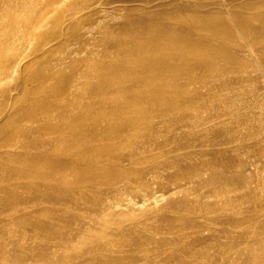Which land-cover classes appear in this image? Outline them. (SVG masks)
Here are the masks:
<instances>
[{
	"label": "bare ground",
	"instance_id": "bare-ground-1",
	"mask_svg": "<svg viewBox=\"0 0 264 264\" xmlns=\"http://www.w3.org/2000/svg\"><path fill=\"white\" fill-rule=\"evenodd\" d=\"M29 1L30 3L26 6V10L30 12V16L27 15L29 16L28 18L16 22L10 21L8 24L3 23V26L0 25V83L15 76L18 72V75L22 76L21 71L24 72L29 68L30 65L27 64L26 58L34 51L31 42L34 36V27L36 24L45 22L48 18L45 12L47 11L46 2H58L61 0ZM224 1L229 16L226 19L223 17L217 18L218 14L222 12L217 7L219 4H223L221 0H210L209 2L207 0H130L133 4L131 3L126 6L124 10L113 11L110 14L111 23L105 28L106 30L104 28L99 30L103 43H95L96 40L94 39L83 41L79 38H73L70 41L77 42L84 52H88L89 49H91L92 53L95 52L97 72L94 71V73L97 75L104 74L105 79L114 84L112 90L121 92L124 95L119 100L117 99L116 108L112 113V115L116 114L120 116L118 119L120 121L106 123L107 126L102 128V131L97 134L91 131L87 123L88 121H92L93 118H97V115L90 111L86 113L81 112V108L76 105V101L81 95V89L84 90L83 88H85L93 94L99 91L97 85L88 88L83 86L85 84H78L74 88L61 91L52 98L46 95V88L51 86L50 78L40 80L37 76H30V73L25 74V76L28 75L27 81H30L32 84L36 81V85L34 86L39 85L37 88L30 87L25 97L31 100L34 97L32 101L37 107L34 118L36 119L44 110V120L35 123L36 120L34 119H23L24 122L19 128L21 132L18 134L14 133L13 136L11 134V138L5 146H9L8 142L10 141L16 142L17 140L20 141L33 137L34 139H38L42 146L51 142L55 150L59 149L61 145L77 147L78 158H73L66 151L51 161L52 165L46 177L49 180H46L43 184L51 188L56 197L60 196L63 198L65 194L67 195L74 191H72L74 188L64 190L63 186H59L62 182L54 178V172L62 171L65 168L72 169L73 175L79 176L80 183L82 182L87 185L86 188L89 189V192L93 191L96 193L100 199L99 201H109L112 203V206L120 204L126 199L129 201V198L137 200L139 205L151 200L158 202L159 199L156 196L160 191L159 186L161 183L163 184V180L167 177L169 180L183 179L187 175L200 178V175L210 173L208 179L195 181L192 188L190 187L192 189L191 195L186 194L178 201H173L172 197L170 202H168L171 212L178 214L179 217L181 216L180 219L184 220L182 222H185V224L182 223L181 228L175 224L161 226V219L156 218L157 215L147 217L140 224H133L134 229H137V226L141 227L143 225L148 230H151V233H167L171 236L172 234H176V237H179V239L158 238L153 235H149L145 239L141 238L142 240L139 238L133 239V230L131 231V235L128 234L132 228L129 225L131 227L128 229L129 231L125 230V228H119L114 231L115 236L110 237L106 242L97 241L98 244L95 243L96 245H93L92 242L95 240H91L90 245L92 246L89 247L82 244L81 249L83 250L76 254V256L74 254L73 256H69L67 264H75L72 260L76 258L83 259L84 264H156L153 260L157 261V259L161 260V258L162 260L165 259V264H243L252 255L254 256L255 250L252 254L247 253V257L243 256L241 251L239 252L236 248L242 240H246L247 243L252 242L254 248L264 244L263 236L259 235L260 237H255L254 235L256 234L251 233L252 236L250 238V233L246 236L242 231L238 232L237 230L245 222L249 223L250 221H253V225L255 224L256 228H259L260 231L261 229L264 230V218L260 217L261 214L258 211H254L253 209L251 214L249 212L250 216L247 219L245 217L243 220L234 218L227 222L225 218L218 217V213H225L227 210L235 213L238 210L242 211L240 208V201L242 200L239 197L231 198L228 195L229 192L238 187L239 183L241 185L245 182L244 178H236L231 174L233 171H239L242 164L239 161L233 160L232 162H227L224 159L218 163L217 160L222 157L219 151L213 152L211 149L198 147V144L195 142L197 138L196 128L202 131L207 130V128H213L216 130L214 133H216L217 130L221 129V126L217 123L213 124L208 118H204L201 121V116H192V112H196L197 115H203V113H199L197 107L192 106L193 101L182 102L181 89L184 86L197 84L206 87L205 90L209 92L210 73L212 70L216 68L233 70L238 66L237 61L235 62L234 60L235 55L228 49L231 46L225 42V38L221 34V28H225L229 33H232L233 26L231 23H234L240 33L249 39V45L253 47L257 46L255 48L257 55L260 52H264V0ZM13 2L14 0H0V20L4 15L1 9L3 8L2 11L5 10V13L9 12ZM210 4L214 6L207 7ZM20 5L22 6L23 4ZM17 11L19 10L17 9ZM8 14L4 15L6 19ZM225 14L227 15V13ZM12 17L14 18L15 16ZM10 18L8 17L7 20H10ZM7 20L4 19V21ZM60 26L55 25V32L53 34L65 33L68 36L74 34V30H66L64 26L61 28ZM107 32H114L115 35L107 37ZM240 39L233 40L237 42L236 40ZM47 45L48 42H43V40L39 44L41 48H45ZM11 50H14V52L8 53ZM263 60H261L260 64L264 63ZM77 70H70L71 72L67 73L66 80L74 79ZM180 77L184 79V82H179ZM128 81L130 85L129 87H125L122 83ZM109 86L108 84L106 89ZM137 86H140V88L136 89ZM4 90H0V109L6 112L7 108H9L10 114L6 117L7 120L0 124V130L11 125V123L18 122L23 111V108L20 107L14 97L10 96L7 100H4L7 94ZM109 92L110 88L108 89ZM40 100L46 101L43 103L41 111L37 104V102L40 103ZM141 102H153L154 108L161 107L157 114L161 123H157L151 119L152 108H141ZM58 106H70L71 111L77 114V127L80 128V126L87 124L83 128L84 130L76 131L74 135L67 138H63L58 133L54 137H43V134L54 133L57 132L56 130H59V126L52 121L53 113L50 114L51 108L58 110L60 109ZM176 109H182L174 115L179 121V126L172 127L169 117L172 116L173 110ZM200 109L202 108L200 107ZM189 117L191 118L189 119ZM107 119H110V117ZM30 121L33 122L31 124L34 125L33 127H27ZM187 128H190V130ZM181 129H187L185 130L186 133L181 134L183 136L185 134L184 137L190 142L185 143L180 139L179 131ZM232 129H236V127ZM142 133L147 135V137H142ZM160 133H163L161 140L158 139ZM29 143L27 142V144ZM27 144L22 148V152L8 153V157L5 155L6 159L10 157V161H14L17 165L20 164V170L17 171L19 175L21 172L27 176L22 168L23 164L29 162L28 159H31L29 157L32 156ZM183 159L187 162V166L185 167L180 163ZM105 162H108V165H105ZM3 166L0 168L2 170L0 175L2 178L8 177L7 171H4L5 167ZM54 179L58 182H54ZM209 185L211 187H209L207 193L203 194L200 192L201 186H206L205 188H207ZM14 186H6L3 190L5 193H11L15 189ZM18 187L27 188L31 192L40 191L36 183L31 181H24ZM78 190L80 189L78 188ZM174 190L170 192H174ZM94 193H91L92 196ZM68 195L71 197L70 194ZM60 197L59 199L61 200L62 198ZM76 197H78V194ZM82 197L79 198L82 199ZM208 197L213 198V201L209 202ZM83 200L86 199L83 198ZM63 201L66 200L64 199ZM69 203L72 204V202ZM88 204L89 202L86 203V205ZM183 207L187 208L184 209ZM157 210L159 209H155V211ZM60 217L58 216V218ZM71 217L74 220V217ZM90 217H92V214ZM112 218L111 224L112 222L114 224L115 220L112 221ZM151 219H153L152 222H150ZM75 220L78 221V219ZM10 221L25 225L30 224L29 215L13 217ZM8 222V220H2L0 229H6L5 227H8ZM107 222H110V220ZM171 222H173V219ZM84 223L82 222V224ZM217 224L221 225L219 229L215 228ZM55 225L52 224V226ZM123 225L125 224L123 223ZM87 226H90L89 229L91 228V225ZM104 227L102 228L104 229ZM256 230H253V232L255 231L254 233H256ZM79 232L81 235H79L80 233L78 235L81 237L83 231ZM83 233L86 232L84 231ZM231 234L232 238H236L235 240L233 239L234 241L228 238ZM64 235L62 236L64 237ZM78 235L76 234V236ZM102 235L98 237H105V235ZM19 239L21 240V238ZM87 239L89 240L90 238ZM62 243L60 245H64ZM83 245L86 247H83ZM87 245L89 244L87 243ZM80 247L81 244L78 248ZM36 253L38 252H35V255L38 256L39 253ZM48 253L37 257L41 262L38 264H51V262L61 259L59 253L54 257H50L47 255ZM13 255L14 257L11 260L16 264H18L17 262L20 264H37L35 263L37 259L29 253L21 255L17 252ZM67 257L65 255V258ZM164 263L162 262V264ZM157 264L160 263L157 262ZM257 264L260 263L257 262Z\"/></svg>",
	"mask_w": 264,
	"mask_h": 264
},
{
	"label": "rangeland",
	"instance_id": "rangeland-1",
	"mask_svg": "<svg viewBox=\"0 0 264 264\" xmlns=\"http://www.w3.org/2000/svg\"><path fill=\"white\" fill-rule=\"evenodd\" d=\"M207 1L209 2L210 0ZM221 2L223 4H219L217 7H219L222 12L218 14L219 16L217 18H229L226 8L227 6L224 5L225 1L221 0ZM29 3V0H14L11 6V10L9 12L6 11L7 13L4 12L5 10L2 11V8L1 12H3L4 15L9 13L7 16L11 18L10 20H7L8 17L6 19V15H3V17L1 18L2 21L0 20V25L3 26V23L8 24L10 23V21L16 22L28 18L30 16V12L26 10V6ZM131 3L133 4V2H130V0H61L58 2H46L45 6L47 7V11L45 12L47 14H44L48 15V18L45 22L36 24L34 27V36L31 41L32 47H34V51L30 54V56L26 58L27 64L30 65L29 68L24 72L21 71L22 76L20 74L18 75V72L15 76H12L0 83V90H7H4L5 93H7L4 100H7L10 96L14 97L20 107L23 108L22 115L19 117L18 122L13 124L11 123V125L0 130V168L4 165V171H7L8 174V177L4 178H2L0 175V223L4 219L9 221L7 224L8 227H5L6 229H0V264H16L11 259H13L14 257L13 254L17 252L21 255L29 253L37 260L39 259L37 257L44 253L49 252L47 255H49L50 257H54L59 253L61 255V259L53 261L51 262V264H67L69 256H73V254L76 256V254L83 250L81 249L82 244H85L87 247H89L92 246L90 245L91 240H95L94 242H92L93 245L95 243L98 244L97 241L106 242L108 239H110V237L115 236L114 231L119 228H125V230H128L132 227L130 231L128 230V234L131 235V233L133 232V239H145L149 235H153L154 237L158 238L166 237L167 239H179V237H176V234H172L171 236L167 233H151V230H148L147 227H144L142 224L141 227L137 226V229H134L133 224H140L141 222H144L147 217L157 215L156 218L158 217V219H161V226H166V224H175L178 225V227L180 226L179 228H181L182 223L185 224V222H182L184 220L182 218L180 219L181 216L179 217L178 214L171 212L168 202H170V199H172V197L173 201H178L181 200L186 194L191 195V188L194 185L195 181L197 182V180L201 181L203 179H208L210 176L209 172L200 175V178H194L193 176L187 175L186 177L184 176L183 179L177 178L175 180H169L167 177L163 180V184L161 183L159 186L160 191L156 196V198L159 199L158 202H156L155 200H151L149 202H146L145 204L141 203L139 205V202L137 200H131L129 198V201L128 199H126L123 200V202H121L120 204H116V202L113 201L116 205L112 206V203H110L109 201H99L100 199L96 195V193H94L93 191L89 192V189L86 188L87 185L82 182L80 183V177L73 175L72 169L65 168L62 171L54 172V178H57L58 180H60L59 182H62L59 186H63L64 190L67 188H74L72 189V191H76L68 193L72 198L68 194H65L63 198L59 196L63 200L65 199L67 201L66 202L61 199L63 201L62 202L59 197H56L54 195V191L43 183H45L46 180H49L46 177L48 176L50 166L52 165L51 161L66 151L73 158H78L77 147L72 145H65L67 146L65 147L61 145L59 149L55 150L51 142H48L46 145L42 146L39 143V140L34 139L33 137V140L32 138L28 137L26 139L23 138L24 140H17L16 142L10 141L8 142L9 146H5L7 141L11 138V134L13 136L14 133L18 134L19 132H21V129L19 128L24 122L23 119H34L36 120L35 123H38V121L42 122L44 120V110L40 115L36 117V119L34 118L37 108L32 101L34 97L32 98V100L25 97V94L30 87H39V85L34 86L36 85V81L33 82V84L30 81H27L28 75L25 76V74L29 73L30 76H37L40 78V80H44L47 78L51 79V86H49V88H46V95H49V97L52 98L61 91L69 88H74L78 84H85L83 86L88 88L92 87L93 85H97L99 89L97 93L92 94L85 88H83L84 90L81 89V95L76 101V105L81 108V112L86 113L90 111L93 112V114L97 115V118H93L92 121L87 122L88 127L96 134L101 132L102 128H105L107 126L106 123L120 121L118 120L120 116H117L116 114L112 115V113L116 108L117 99L119 100V98L123 97L124 95H122L121 92L112 90L114 84L105 79L104 74L97 75L94 73V71L97 70L95 63V52L92 53L91 49H89L88 52H84L77 42L70 41H72L73 38H79L83 41L86 39H94L96 40L95 43H103L101 39L102 36H100L99 34V30L101 28L105 29L109 25V23H111L110 14L115 10H124L126 6L130 5ZM20 4L23 5L21 6ZM210 6L214 5L210 4L207 7ZM17 9L19 11H17ZM225 13H227V15ZM224 14L226 15V17ZM12 16L15 17L13 18ZM4 19L7 21H4ZM231 24L233 26L232 33H229L225 28H221L220 31L225 38V42L229 46H231L228 47V49L235 55L234 60L238 63L236 69L227 70L216 68L215 70H212V72L210 73L211 79L209 84V92L208 90H205L206 87L197 84H190L188 86H184L181 89V94L183 96L182 102L193 101L192 106L197 107L199 113H203V115H197L196 112H192V116H201V121L204 118H208L213 124L217 123L219 126H221V129L217 130L216 133H214L216 130L213 128H207V130L204 131L196 128L195 131L197 138L196 141H194L198 144V147L211 149L213 152L219 151L222 157L217 160L218 163L224 159L227 162H232L234 160L239 161L242 164V167L239 171H233L231 174L236 178H244L245 182H243L241 185L239 183L238 187L235 190H232L228 193L231 198L239 197V199L242 200L240 201V208L242 209V211L238 210L235 213L227 210L225 211V213H218V217L221 216L222 218H225L227 222L233 220L234 218L243 220L246 217L247 219L248 216H250V214L253 212V209L254 211H258V213L261 214V218H264V63L260 64L261 60L264 59V52H260V54L258 53L259 55H257L255 49L257 48V46L253 47L249 45V39L240 33L234 23ZM55 25H61L60 28L64 26V29L66 28V30L72 29L74 30V34H71L70 36L65 33L53 34V32H55ZM235 31L237 32V35ZM106 35L107 37H110L114 36L115 33L107 32ZM228 38L230 41L228 40ZM233 39L240 40H236L237 42H235V40ZM42 40L43 42H48V45L45 48H41L39 46ZM252 49L254 50V52ZM13 52L14 50H11L8 53ZM257 56L260 58H258ZM70 58L72 59L70 60ZM74 69H78L74 79L66 80L68 76L67 73L70 70ZM183 80L184 79L180 77L179 82H184ZM108 84L110 85L108 87V89L110 88L109 93L108 89H106ZM122 84L125 87H129L130 82H123ZM139 88L140 86L136 87V89ZM44 102L46 101L40 100V103L37 102L38 106L40 107V111L43 109L42 106L44 105ZM152 103L153 102H141L140 105H142L141 108H152V113L150 116L151 119L155 120L157 123H161V121L159 120L160 118H158L157 116L161 107L154 108V105ZM199 105L202 109H200ZM58 107L60 108L58 110H54V108H51L50 114L53 113L52 121L54 124L59 126V130H56L57 132L54 133L52 132L43 134V137H54V135L60 134V136H62L63 138H67L74 135L76 131L79 132L81 130H84L83 128L86 127L87 124H85V126H80V128L77 127V114L71 111L70 106ZM181 110L182 109L173 110L172 116L169 117L172 127L179 126V121L177 120V117H174V115L176 114V112H180ZM9 114V108H7L6 112L0 109V124L4 123L7 120L6 117ZM109 117L110 119H107ZM190 118L191 117H189V119ZM32 123L33 122L30 121L27 127H33L34 125H31ZM233 127H236V129H232ZM187 129L190 130V128ZM187 129H181L179 131L180 139L185 143L190 141L184 137L185 134L183 136L181 133H186L185 130ZM27 134L29 133L27 132ZM162 136L163 133H160L158 139L161 140ZM142 137H147V135L142 133ZM27 142L30 143L27 144ZM25 144L29 146V150L32 155L31 157H29L31 159H28L29 162H26L22 166L27 176L22 174L21 172L19 175L17 171L20 170V164L17 165L16 163H14V161H10V157L6 159L5 156L7 155L8 157V153L22 152V148L25 147ZM180 154L182 153L180 152ZM46 155L52 156L47 157ZM180 163L183 167L187 166V162L185 159L181 160ZM105 165H108V162H105ZM1 171L2 170L0 169V172ZM63 180L65 181L64 183ZM24 181H31L36 183V185L40 188V191L31 192L30 190L28 191L27 188L18 187ZM54 182L58 181H55L54 179ZM83 184L85 187H82ZM9 185H15V189L11 193H5L3 189ZM205 187L206 186L200 187V192H202L203 194L207 193L211 185H209L207 188ZM78 188L81 191L78 190ZM172 190H174V192H170ZM91 193L95 194H93L94 197ZM77 194L78 197H76ZM79 197H82V199ZM83 198L86 200H83ZM208 200L209 202H212L213 198L208 197ZM68 201L72 202V204ZM88 202L89 204L91 203L90 205L88 204L89 207L88 205H86V203ZM95 203L98 204V208L95 207ZM82 205L87 207H84ZM106 207L107 209L105 210ZM183 208L186 209L187 207ZM155 209L159 210L155 211ZM115 210L116 212H114ZM66 214L69 215L67 216ZM91 214L92 217H90ZM26 215H29L30 224L25 225L23 223L10 221L11 219H13V217H23ZM70 215L74 217V220L78 219V221L72 220V217ZM58 216L62 217L58 218ZM109 217H114L112 218V221L115 220L114 224L113 222L111 224V218ZM80 219L81 221L79 222ZM118 219L121 220L119 221ZM172 219L173 222L170 223ZM105 220L106 222H104ZM108 220H110V222H107ZM71 221L74 223H72ZM152 221L153 219L150 220V222ZM82 222L85 223L82 224ZM123 223L125 225H123ZM253 223V221H250L249 223L245 222L244 225H241V227H239L240 229L237 228L238 232L242 231L244 234H246V236L249 233H253L256 234L254 235L255 237H264V230L260 228V231L259 228H256L255 224L253 225ZM37 224L39 227H41L39 228ZM52 224L58 225L52 226ZM101 224H103L104 226L107 225V229L103 225L101 226ZM87 225H91L92 229L94 226L97 228L94 227L95 230H92L91 228L89 229L90 226ZM129 225H131V227ZM56 226L57 228L55 229ZM102 227H104V229ZM220 227V224H217L215 226V228L217 229H219ZM253 230H256V233H254L255 231L253 232ZM54 231L56 232L54 233ZM68 231L69 233H67ZM79 231H85L86 233L82 232L83 235L79 237V235H81ZM51 232L53 233V235H51ZM76 234L79 235L76 236ZM102 234L105 235V237H98ZM250 234L249 236L251 238L252 234ZM55 235L59 238L54 237ZM62 235H64V237ZM86 236L90 239L88 240ZM61 237L63 238L64 242L62 241ZM19 238H21V240ZM99 238L101 239V241ZM228 238H230V240L232 241L236 239L232 238V234L230 235V237L228 236ZM79 240H81L82 242ZM59 242H63L62 244L64 245H60ZM87 243L89 245H87ZM80 244L81 247L78 248ZM239 244L236 246V248L239 252L241 251L243 256L245 255V257H247L248 254H252L254 250L256 254L248 258L243 264H257V262L260 264H264V244L256 248L253 247L252 242L247 243L246 240H242V242H240ZM27 246H29V248H27ZM86 246L83 245V247ZM17 248L19 251L17 250ZM53 251H56V253L54 254ZM35 252L39 253H36L38 254V256L35 255ZM65 255H67L68 257L65 258ZM62 256L65 259H63ZM37 260L35 261V263H41L40 260ZM158 260L159 259H157V261H153L156 264L157 262L160 264H162V262H165V259L162 260V258L161 260ZM72 261L75 264H84L83 259L76 258ZM17 263L20 264L19 262Z\"/></svg>",
	"mask_w": 264,
	"mask_h": 264
}]
</instances>
